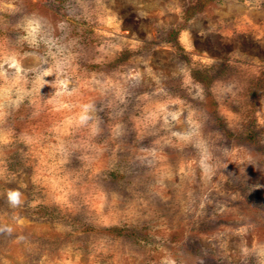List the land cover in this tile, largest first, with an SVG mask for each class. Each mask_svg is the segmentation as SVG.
Here are the masks:
<instances>
[{"label":"rangeland","instance_id":"rangeland-1","mask_svg":"<svg viewBox=\"0 0 264 264\" xmlns=\"http://www.w3.org/2000/svg\"><path fill=\"white\" fill-rule=\"evenodd\" d=\"M0 264H264V0H0Z\"/></svg>","mask_w":264,"mask_h":264}]
</instances>
